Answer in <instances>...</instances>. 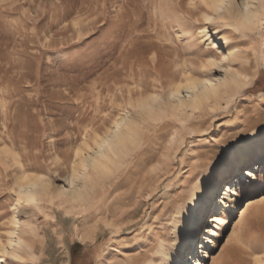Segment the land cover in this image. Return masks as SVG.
Instances as JSON below:
<instances>
[{
  "label": "rangeland",
  "instance_id": "obj_1",
  "mask_svg": "<svg viewBox=\"0 0 264 264\" xmlns=\"http://www.w3.org/2000/svg\"><path fill=\"white\" fill-rule=\"evenodd\" d=\"M261 2L259 22L248 30L220 19L214 0H0V241L16 228L31 246L18 258L0 248V264L163 263L161 248L172 249L175 223H186L204 170L264 126ZM206 27L223 42L203 37ZM229 48L249 90L183 118L147 120V157L135 171L107 179L86 205L45 197L26 213L16 210L25 203L19 174L43 173L64 184L82 143L94 146L97 134L133 111L130 101L140 92L166 95L186 71L209 74L203 60L221 59ZM222 187L213 205L231 215L201 264H252V249L264 250V183H243L235 208L219 205ZM248 198L254 201L240 216ZM215 206L201 220L193 252L183 253L187 264H196ZM15 211L18 225L11 223Z\"/></svg>",
  "mask_w": 264,
  "mask_h": 264
},
{
  "label": "bare ground",
  "instance_id": "obj_2",
  "mask_svg": "<svg viewBox=\"0 0 264 264\" xmlns=\"http://www.w3.org/2000/svg\"><path fill=\"white\" fill-rule=\"evenodd\" d=\"M262 6L261 0H240L239 2L236 0H214L213 3L216 14L221 16L220 19H232L235 22V27L240 28L241 26L247 29L258 24ZM201 33L215 46L223 42V39L208 27L202 29ZM236 57L235 51L230 48L223 53L221 59L210 55L206 61L203 60V66L207 68L209 74L195 76L190 71H186L187 73L181 81L170 82L166 95L153 92L146 96V92H140L136 98L130 101L133 111L125 110L114 120L109 131L105 134H97L94 146H90L87 141L82 143L83 145L77 150V155H80L81 158L73 161L72 169L63 177L64 184H58L54 178L43 173L24 171L19 174L15 184L26 204L23 202L24 205H16V210L19 208V212L26 213L28 204L38 206L45 197L63 199L73 207L78 204L86 205L96 196L98 187L109 179L103 169L105 167L110 170L117 168L124 158V149L132 150L135 138L145 140V122L147 120L152 118L157 121L167 115L176 117L186 114L193 115L194 112L207 105L221 104V100H226L229 104L242 90H247L250 81L242 78L238 67H233ZM244 132L243 135H246L248 130ZM8 151L11 152V149ZM262 153H264V126L246 137L243 136L236 146L230 147L216 159L213 165L204 170L190 200L189 208L192 212L185 213L186 223L182 224L180 221L175 223V241L172 249H167L165 245L161 248L164 256L162 264H187L186 262L189 260L183 253L193 252L192 248L196 245L195 241L198 237L201 220L215 206L213 204L216 201L218 187L223 186L221 188L222 196L218 201L219 205L235 208L239 200L237 195L243 183L253 185L254 180H258L260 185L264 183L263 179H259V173L264 169ZM13 155L18 161L16 154L13 153ZM259 155H261L260 160L249 162L253 157ZM241 165L245 166L240 173L222 183L223 177L234 173ZM249 169H251L250 172ZM246 201L240 216H243L254 199L248 198ZM215 207L205 225L207 226L206 236L203 237V243L200 245L201 249L198 252L196 264L202 263L200 259L202 253L204 256L212 257L209 254V249L217 244L216 237L221 235L219 229L223 228L224 224L228 222V216L231 215L229 213L223 217L222 208ZM20 222L17 211H15L11 223L18 225ZM16 233L17 229L14 228L10 231L7 241H0L3 253L14 258H18L21 252L31 248L24 236ZM236 250L241 253L244 249L237 247ZM252 250L254 254L251 260L252 264H264V250L259 247L256 248L257 251ZM239 255L241 254L236 255L238 259ZM0 257H2L1 261H6L3 255Z\"/></svg>",
  "mask_w": 264,
  "mask_h": 264
},
{
  "label": "snow or ice",
  "instance_id": "obj_3",
  "mask_svg": "<svg viewBox=\"0 0 264 264\" xmlns=\"http://www.w3.org/2000/svg\"><path fill=\"white\" fill-rule=\"evenodd\" d=\"M191 2V0H190ZM150 144L147 143L143 138H135L132 150L124 149V158L119 163L118 167L115 169H109L105 167L103 169L107 178H114L117 173L122 169H127L129 173L135 171L141 165L142 158L147 157L150 152ZM251 169H249V172ZM251 177L249 176V179ZM261 244H264V236L260 238L259 241Z\"/></svg>",
  "mask_w": 264,
  "mask_h": 264
},
{
  "label": "trees",
  "instance_id": "obj_4",
  "mask_svg": "<svg viewBox=\"0 0 264 264\" xmlns=\"http://www.w3.org/2000/svg\"><path fill=\"white\" fill-rule=\"evenodd\" d=\"M247 90H249V88Z\"/></svg>",
  "mask_w": 264,
  "mask_h": 264
}]
</instances>
